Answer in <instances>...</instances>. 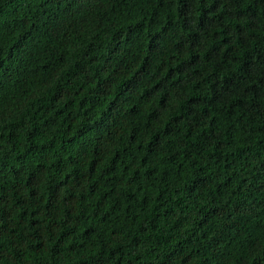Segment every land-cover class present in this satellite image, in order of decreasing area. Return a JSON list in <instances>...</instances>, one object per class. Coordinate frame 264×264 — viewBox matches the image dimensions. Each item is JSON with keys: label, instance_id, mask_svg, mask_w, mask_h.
<instances>
[{"label": "trees", "instance_id": "obj_1", "mask_svg": "<svg viewBox=\"0 0 264 264\" xmlns=\"http://www.w3.org/2000/svg\"><path fill=\"white\" fill-rule=\"evenodd\" d=\"M0 264H264V0H0Z\"/></svg>", "mask_w": 264, "mask_h": 264}]
</instances>
